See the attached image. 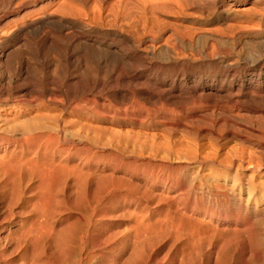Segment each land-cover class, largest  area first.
I'll return each instance as SVG.
<instances>
[{
    "label": "bare ground",
    "instance_id": "obj_1",
    "mask_svg": "<svg viewBox=\"0 0 264 264\" xmlns=\"http://www.w3.org/2000/svg\"><path fill=\"white\" fill-rule=\"evenodd\" d=\"M90 2L91 0H0V264H12L11 255L21 259L20 264H264L263 224L260 228L255 225L256 220H252L255 224L249 222V217H245L244 213L242 216L235 212L220 214L210 210L213 208L197 206L196 202L199 199L191 200L190 192L186 189L187 192L184 191L181 181H171L173 179L170 180L166 176L145 172H141L139 176L135 173L136 169L133 172L130 171L131 169L110 166L112 168L110 177L116 173H121L123 175L121 177H127L126 187L130 190L129 194H133L135 186L132 185H136L137 182L149 183L147 186L149 188H145L139 194L142 184H138L139 188L138 185L136 186L139 190L134 194L135 201L127 203V206L133 204L132 209L121 207L123 214L124 211L126 212V219L128 217V225L125 228L122 226V230L119 228L108 231L110 228L102 225L100 220L107 216L109 211L119 208L116 202L111 203L109 207L104 205L108 204V199L111 201L117 198L118 193L113 190L121 187L118 183L120 177H117V174L116 181L103 180L109 177L108 173H105L109 166L102 161L104 157L101 154L93 151V148L102 141L100 137L103 132L99 129L101 126L98 128L99 125L93 124V126L85 121L89 110L83 106L90 100L86 96L88 91H96V89L103 91L102 89L107 86L109 89L111 83L121 81L132 87L127 92L132 91L133 94L140 96L142 101L155 99L168 103L191 98L194 102L203 104L206 109L212 110V113L214 110L226 108L232 111L235 109L237 112L263 114L264 0H112L106 4L98 0ZM188 9H192L193 14H189ZM159 13H168L171 17L180 20L188 19L200 27H181L183 28L181 29L175 24L162 22L157 16ZM214 23L222 26H214L216 28L208 26L214 28L212 30L207 27V30L201 28V25ZM104 27L106 30L103 32H107L110 38H100L91 34V28L99 34L98 32L101 33L99 30ZM165 31H169L170 36L163 38ZM232 34H236L237 39L232 42L226 41L224 36ZM211 39L221 44L220 46L224 44L231 46L238 52L239 58L243 55L242 48L244 50L245 45L254 48V51H257L255 50L257 48L262 55L252 59L251 64H246L248 66L243 63L246 67H243L242 72H237L238 57L231 61L232 58L227 57L226 53L219 56L216 61L210 60L212 62L210 71L204 70L205 66L202 68L204 63L200 61L191 63L192 61L178 59L179 53L182 57L187 56L185 54L187 52L184 53L183 50L193 51L199 59H209V48L212 47H209L208 41ZM210 44L213 45V42ZM51 52H55L57 57L49 58ZM25 54L31 57H25ZM87 56L88 59H92L93 67L88 65ZM150 56L164 63L154 62L165 70L163 74H156L151 78L145 74L148 68H143L144 61ZM243 56L245 58V55ZM38 57H41L42 61ZM186 95L189 97L187 98ZM128 98L130 97L124 99L129 100ZM93 104L97 103L93 102ZM160 104L159 106L162 107ZM194 105L190 107L195 108ZM140 106L138 107L141 108ZM84 107L87 109L86 116H83V112H78ZM165 107L167 108V105ZM90 108L95 110L93 105ZM133 109L131 108L132 111ZM118 110L115 111L113 118L119 116H116V112L122 111ZM76 111L77 116L73 118V113ZM90 112L97 116L103 115ZM134 112L135 110L131 112L133 116L136 114ZM150 112L152 113V110ZM150 112L147 110V113ZM125 113L120 114L125 117ZM243 113L246 114L245 112L241 114ZM210 115L214 118L213 114ZM252 115L255 118L256 114ZM160 118L162 119L163 116ZM141 119L139 118L137 123L147 124ZM229 119L222 123H228ZM114 121L111 119V122ZM158 123L166 125L167 121ZM233 123L231 124L234 125ZM192 124L193 122L190 126ZM207 124L209 128L211 122ZM224 125L227 128L228 125ZM104 126L103 129L106 128ZM157 126H159L157 129H160L161 126ZM185 127L189 129L188 126ZM220 127L224 128L223 124L218 128ZM233 127L232 130L235 131ZM173 128L176 130L174 126ZM181 128L187 130L182 126ZM107 129L109 132V128ZM117 129L112 128L116 136L123 134ZM190 129L189 132L193 130ZM117 132H120L119 135ZM144 132L148 133L146 130ZM163 132L165 135L158 133L159 137H156L157 134H151L152 132L151 135L144 134V136H142L143 131L139 132L142 135L137 134L138 138L143 137L145 144L143 146L139 144L138 147L148 148L151 150L149 152L153 151L154 154L162 152L172 159L176 157L182 160L183 158L194 160L197 162V169L192 174L199 179H202L203 174L201 175L198 169L204 170L205 165L210 167L213 165L215 169L217 168L215 165H219L222 170L224 167L228 169L233 166L236 174H240L237 171L242 169L250 171L249 176H252L247 177L250 181L231 183V185L226 182V176L232 173L229 170L223 171V181L218 176L220 171L218 175L212 174L215 182L212 185L214 196L220 197L226 204L229 203L230 198H237L240 202L242 200L240 194L246 189L244 212L248 215L251 213L253 217L254 214L264 213V180L259 179L256 183L259 174L264 177V161L260 158V154L264 156V129L250 135L256 138L259 156H256L257 153L251 151L252 149H241L240 145L238 148V144H235L237 148H230L231 146L229 147L224 141L222 145L227 144L226 156H221L220 153L224 150L219 153L218 145L213 147L208 143L206 146L196 144L188 137L186 138L195 144H191L190 141L184 144L182 142L185 138L181 139V136L180 139L175 138L183 141L175 142L170 138L171 133L168 132L169 137L168 134L166 135V130ZM131 133L129 136L135 140L137 135L131 136ZM194 133L198 138V133ZM126 134L122 136L128 139L129 136ZM160 134L170 139L162 138ZM234 135L236 136V133ZM200 136L202 137V134ZM250 136H245L247 141L254 139ZM114 141H117L116 138ZM215 142L218 144L219 141ZM121 146L119 143V147ZM79 165L85 166L86 169L82 170L83 167L81 169ZM216 171L213 173H217ZM188 175L190 177L191 173ZM232 175L235 179V174ZM130 178L136 183L131 184ZM234 179L233 181L236 180ZM153 181H160V185L155 188ZM155 204L161 205L163 211L152 212L151 208ZM18 206L23 209L19 211L20 213L28 209L29 216L19 218L15 222L11 220L10 223H14L9 224L10 217L15 214L14 207ZM65 210L72 212L70 217L74 220L71 219L72 222L58 229L59 217L63 211L66 212ZM238 210L240 209H237V212ZM230 248L235 252L236 258L230 256L231 252L229 255Z\"/></svg>",
    "mask_w": 264,
    "mask_h": 264
},
{
    "label": "rangeland",
    "instance_id": "obj_2",
    "mask_svg": "<svg viewBox=\"0 0 264 264\" xmlns=\"http://www.w3.org/2000/svg\"><path fill=\"white\" fill-rule=\"evenodd\" d=\"M79 1V0H78ZM89 1V0H88ZM94 2L95 0H91V2ZM99 2H101V3H104V4H106V3H109V2H112V0H98ZM104 1V2H103ZM90 2V3H91ZM92 2V3H93ZM188 10H189V12H188ZM187 10V12L189 13V14H193V10L192 9H188ZM166 15H168V13L167 14H165V13H159L157 16H158V18L163 22H167V23H172V24H175L176 26H178L179 28H181V27H183V28H187V27H189V28H193V27H195V26H199L198 24H195V23H192V21H190V20H188V19H185V18H182L181 20H180V18L178 19V18H173V17H171L170 15H168V16H166ZM162 17V18H161ZM169 17V18H168ZM167 18V19H166ZM165 19V20H164ZM174 19V20H173ZM184 19V20H183ZM186 20V21H185ZM174 21V22H173ZM175 22H177V23H175ZM178 22H180V23H182V24H180V23H178ZM186 24V25H184V24ZM190 23V24H189ZM184 25V26H183ZM189 25V26H188ZM191 25V26H190ZM219 25V26H218ZM202 27L201 28H204V30L206 29L207 30V28L209 29V30H212V29H214V28H216V27H220V26H222V25H220V24H210V25H201ZM214 27V26H216V27H214V28H209V27ZM200 27V26H199ZM207 27V28H206ZM93 28V27H92ZM91 28V30H92V35H95V36H97V37H100V38H110L111 36L109 35V34H106L107 32H103V31H105L106 30V28L104 27V29H98L99 31H101V33L100 32H98L99 34H97V32H96V30H93ZM183 28H181V29H183ZM94 32V33H93ZM103 32V33H102ZM105 33V34H104ZM105 35V36H104ZM106 35H108V36H106ZM103 36V37H102ZM170 36V32L169 31H165V33H164V35H163V38H166V37H169ZM228 35H226V36H224V38L226 39V41L228 40V42H232V41H235L236 39H237V36H236V34H232L231 36L229 35L228 37H227ZM231 39V40H230ZM235 39V40H234ZM230 40V41H229ZM212 43L213 42V45L212 44H210V43ZM208 43H209V47H212V48H209V52H210V58L208 59H205V58H202V59H199L198 58V55H196L193 51H190V50H183V52L185 53V52H187V53H185L187 56H184V57H182L181 56V53H179V56H177L178 57V59L179 60H185V61H192L191 63H194V62H199L200 61V63L202 62V63H204V65L202 64V68H203V66H205L203 69L204 70H211V66H210V63H212L213 61H216L217 59H218V57L219 56H223V55H225V53H226V56L227 57H229V58H232V60L231 61H234V60H236L235 58H237L238 57V52L235 50V49H233L231 46H229V45H227V44H224V45H222V46H220L221 44H219L218 42H216V41H214V40H212L211 39V41L209 40L208 41ZM215 43H217V45L215 44ZM212 45V46H211ZM226 45V46H225ZM244 47V46H243ZM245 47H246V45H245ZM245 47H244V50H243V48H242V53H243V55H245V58H246V60H245V58H244V56L242 55L240 58L238 57L237 58V60L236 61H238L239 63H237V64H239V68H238V70H237V72H242V69H243V67H246V66H248L249 64H251V61H252V59H254L255 57H257V56H261L262 55V53H260V51L256 48L255 50H257V51H254V48L253 49H251V47L250 48H248L249 46H247L246 48H248L249 50H250V52H249V50L247 49H245ZM215 48H218V49H215ZM213 49H214V51H216V52H218V54L217 53H215L214 51H213ZM221 49H222V51H221ZM239 48H237V50H238ZM189 51V52H188ZM213 51V52H212ZM247 51V52H246ZM193 52V53H192ZM213 54H212V53ZM221 52V53H220ZM246 52V53H245ZM256 52V53H255ZM191 53V54H190ZM248 53H249V55H248ZM260 53V54H259ZM214 54H217V56L216 55H214ZM222 54V55H221ZM255 54V55H254ZM259 54V55H258ZM53 55H55V56H53ZM236 55V56H235ZM25 57H28V58H30L31 56H29V55H27L26 56V54L24 55ZM196 57L195 59H194V57ZM250 58H249V57ZM49 58H54V57H57V55L55 54V52H51V53H49V56H48ZM191 57H193V59L191 58ZM89 58V56H87V58H86V60H87V63H89L88 65L90 66L91 65V63H92V59L90 60V59H88ZM153 58V59H152ZM181 58V59H180ZM198 58V59H197ZM38 59H40V61H42L41 60V57H38ZM43 59V58H42ZM148 59V60H147ZM145 61H144V67L143 68H148V71H145V74L149 77V78H151V77H154L156 74H163L162 72L163 71H165L164 69H162V67H160V65H156L154 62L156 61V63L157 64H162L163 62L161 61V60H159V59H157L156 57H148ZM30 60V59H29ZM32 60V59H31ZM212 62H211V61ZM91 61V62H90ZM210 61V62H209ZM146 62H148V63H146ZM152 63V64H151ZM206 63V64H205ZM242 63V64H241ZM246 65V64H248V65H246V66H244V64ZM147 66H146V65ZM164 64V63H163ZM93 66H94V63L92 64ZM91 65V66H92ZM92 66V67H93ZM152 66H156L154 69L152 68ZM142 68V67H141ZM140 68V69H141ZM160 69V70H159ZM159 71V72H158ZM158 72V73H157ZM147 73H149V74H147ZM116 83H118L117 85H116ZM123 82H115V83H111V86H109L110 88L108 89V86L107 87H105V89H102L103 91H101V90H99V89H96V91L95 90H93V91H88L87 92V97L90 99V100H92V102H90V103H92V104H90L89 103V101H87L88 102V104L89 105H93L94 106V108H95V110L93 109V108H90L91 106H88V104L87 103H85V105H83V106H85L89 111H94L95 113H99L98 115H101V114H103V115H101V116H97V115H93L94 113L93 112H90L89 113V111H87L88 112V116H86V114H87V112L85 111V110H87L85 107L82 109V110H80V111H78V112H83V116H86V119H85V121H87L88 123H90V125H99L98 126V128L100 129V131L101 132H103L102 134L103 135H105V136H107V137H105V136H103V135H101V140L102 141H100V143H101V145H103V147H101V145H100V143H98L97 145H96V147H94L93 148V151L94 152H97V153H99V154H101L103 157H104V159H102V161H104L106 164H107V166H109V168L106 170L107 172H105L107 175H109L110 173H111V169L112 168H120V167H122V168H120V169H131L130 171H132L133 170V172H135V173H138V175L139 176H141V172H145V173H147V174H149V173H152L153 175H163V176H166V177H168L170 180L171 179H173V180H171V181H174V180H178V181H181V183H182V188L184 189V191H188V192H190V195H191V197H192V199L191 200H193V198L194 199H199V200H197L198 202H196V205L197 206H201V207H205V208H208V209H210V208H213V209H210V210H212V211H214V212H218V213H220V214H225V212L226 213H240L239 214V216H242V214L246 217H249L248 218V220H249V222H251V223H253V224H255V220L257 221L256 222V226H259L260 228H262L263 226H264V213H258L257 215H255L254 214V217L255 216H257V217H255V219H254V217H253V215L251 214H249L248 215V213L247 212H244V210H245V202H246V200H245V198H246V196H247V191H246V189L244 190V192L242 193V194H240L241 196H240V198H242V200H240V202H238L239 201V199H237V198H230V200H229V203H223L222 201H221V199H220V197H215L214 196V191H213V188H212V185H213V182H214V179H213V175H215V174H219L218 176H220V180L221 181H223V175H224V172H225V170L227 169V167L225 168H223V170L221 169L222 167L221 166H219V165H215V167H217L216 169L214 168V166L212 165V167H210L209 165H205L206 167H204L205 169L204 170H202V169H198L199 171H200V173H201V175H202V179L200 180L199 179V177L198 178H196V177H193V174L192 173H194L195 171H196V169H197V162H195L194 160L192 161H190L189 159H187V158H183V160H182V158H176V157H173V159L172 158H168L164 153H158V154H154V152L152 151V152H149V151H151L150 149L148 150V148H140L141 146H143V144H145V142H144V140L141 138L140 139V137L138 138V136L142 133V131H143V135L142 136H144V134L145 135H149L151 132V134H154V135H156L157 134V136L156 137H159V134L158 133H161L160 131L164 128V130H162V133H164V135H165V132H163V131H165L166 130V135L168 134V132H169V134L171 133L172 135H171V137H170V135L168 134V136L170 137V138H172L171 140L172 141H174L175 140V142L177 141V142H179L180 140V138L181 139H184V141L183 140H181V141H183L182 143H187L188 141H190V140H194V142L196 143V144H202V145H204V146H206V143H208L209 144V146H213V147H217V145H218V149H219V153H220V151H222V150H224V151H222L221 153H220V155L221 156H226L225 154H226V148H227V146H225V145H227L228 144V146L230 147V148H233V147H236L237 148V146H235V144L237 145L238 144V148H240L241 147V149L242 148H249L248 150H250V149H252L251 151H253L254 150V152H256L257 154H256V156H259V148L256 146V143H257V141H256V138H254V137H252V136H250V135H253V134H257L258 133V131L260 130V129H264V127H262V125L264 126V124L262 123V122H264V113L263 114H261V113H252V112H247V111H239V112H237L235 109H233V111L231 110V109H226V108H222L221 110L220 109H217V110H214L213 111V113H212V110H209V109H206L205 108V106H203V104H201L200 105V103H198V102H194L191 98H189V99H184V100H181L180 102H168V103H165V102H163L162 100L160 101V100H155V99H150V100H143L142 101V99L140 98V96H137V95H135V94H133L132 93V91H129V92H127V90H131L130 88H132V87H130L129 85H127V84H124L125 86H123V84H122ZM114 86H113V85ZM128 86V87H127ZM138 87H140V86H138ZM122 88H124V89H122ZM105 90V91H104ZM112 90V91H111ZM126 90V91H125ZM107 91H109L108 93H107ZM95 92V93H94ZM119 92V93H118ZM110 93V94H109ZM111 93H114L113 95H111ZM128 93V95H126V94ZM130 93H131V96H130ZM92 94H94L93 96H92ZM95 94H97V95H95ZM123 94H125V95H123ZM89 95V96H88ZM91 95V96H90ZM103 95V96H102ZM107 95V96H106ZM120 95H122V96H120ZM111 96V97H110ZM112 96H114V97H112ZM119 96V97H118ZM93 97V99H95V98H97V99H95V100H97V101H95V100H93V99H91V98ZM110 97V98H109ZM127 97H130V98H128L129 100H125L124 98H126L127 99ZM132 97H133V100H132ZM186 97L188 98L189 96H187L186 95ZM99 98V99H98ZM105 98V99H104ZM112 98V99H111ZM136 100H135V99ZM108 99H110V100H108ZM115 99V100H114ZM114 100V101H113ZM122 100V101H121ZM189 100H191L190 101V103H189ZM98 101H100L99 103H98ZM116 101V102H115ZM124 101V102H123ZM127 101H128V103H130V105H128V103H127ZM130 101V102H129ZM132 101V102H131ZM138 101V102H137ZM144 101H146V103L144 102ZM150 103H149V102ZM156 103V104H154V102ZM93 102H95V103H97V104H93ZM105 102V103H104ZM111 102V103H110ZM134 102V103H133ZM181 102H183V103H187V104H183V103H181ZM104 103V104H103ZM110 103V104H109ZM115 103H117V104H115ZM125 103H127V104H125ZM134 105H133V104ZM136 103V104H135ZM148 103H149V105H148ZM161 103V104H160ZM191 103H192V105H191ZM115 104V105H114ZM124 104V105H123ZM131 104H132V106H131ZM138 104V105H137ZM144 106H143V105ZM147 104V105H146ZM152 104V105H151ZM159 104L160 105H162V107L161 106H159ZM165 104V105H164ZM180 104V105H179ZM190 104V105H189ZM193 104H195L194 106H195V108H192L193 107ZM88 107H87V106ZM95 105H96V107H95ZM111 105H113V106H111ZM121 105H123V106H121ZM131 106V107H128V106ZM135 105H137L136 107H134ZM143 107H141V106ZM167 105V108L165 107ZM179 105V106H178ZM187 105L189 106V107H187ZM103 107L102 109L100 108V107ZM116 106V107H115ZM117 106H119V107H117ZM126 106H127V109H126ZM138 106H140L141 108H139ZM146 106V107H145ZM155 106V107H154ZM181 106V107H180ZM190 106H192V107H190ZM108 107H109V109H108ZM123 107V108H122ZM125 107V108H124ZM139 108V110H138V108ZM149 107H152V108H149ZM159 107H160V109H159ZM163 107H165V108H163ZM184 107H186V108H184ZM201 107H203V108H200ZM90 108V109H89ZM97 108V109H96ZM98 108H100V109H98ZM105 108V109H104ZM112 108H114V109H112ZM131 108L133 109V108H137V109H133V111L135 110V112L134 113H136L134 116H133V114L131 113V112H133L132 110H131ZM144 108H146L145 110H146V112L144 111ZM181 108V109H180ZM184 110H183V109ZM191 110H190V109ZM205 108V109H204ZM111 109V110H110ZM119 109V110H118ZM125 109H126V111H125ZM129 109V110H128ZM156 109V110H155ZM159 109V110H158ZM165 109V110H164ZM169 109V110H168ZM177 109V110H176ZM100 111V112H97V111ZM109 110H110V112L112 113L113 112V114H111V113H109ZM114 110V111H113ZM116 110H118V111H120V110H122L121 112H116V116H118V117H115V118H113V116H114V113H115V111ZM131 110V111H130ZM137 110V111H136ZM144 111V112H142V111ZM147 110L150 112L151 110H152V113L150 112V113H147ZM161 110H163V111H161ZM179 110H181L180 111V113H179ZM231 112H230V111ZM105 111H107V112H105ZM126 113H125V112ZM129 111V112H128ZM157 111V112H156ZM159 111V112H158ZM164 111H165V113H164ZM202 111V112H201ZM206 111V112H205ZM222 111V112H221ZM86 112V113H85ZM155 112V113H154ZM169 112H171L170 114H169ZM185 112H187V113H185ZM217 112V113H216ZM219 112V113H218ZM242 112H245L246 114H241ZM76 113H77V111L75 112V113H73V118H76ZM101 113V114H100ZM106 115H105V114ZM108 113H109V115H108ZM118 113V114H117ZM123 114L124 115V113H125V117H123V115H121V114ZM129 113V114H128ZM139 115H138V114ZM173 113V114H172ZM178 113V114H177ZM206 115H205V114ZM221 113H222V115H221ZM227 113V114H226ZM230 113H232L231 114V116H229V114ZM238 113V114H237ZM256 114L255 115V118H254V115H252V114ZM93 116H92V115ZM140 114H141V116H140ZM144 114H146V115H144ZM153 114L155 115V114H157V115H155V116H153ZM164 114V115H163ZM171 114H172V116H171ZM182 116H181V115ZM210 114H213L214 115V118L216 119V121L214 120V118L212 117V115H210ZM217 114L218 115H220V116H217ZM225 114H226V116H225ZM250 114H251V116H250ZM261 115V117H260V115ZM75 115V116H74ZM110 115H111V117H110ZM121 115V116H120ZM131 117H130V116ZM144 115V116H143ZM159 115H162L163 116V120L160 118V117H162V116H160L159 117ZM185 115H187V116H185ZM192 115H196L194 118L192 117ZM202 115V116H201ZM233 115V116H232ZM239 115V116H238ZM143 116V117H142ZM151 116V117H150ZM158 116V117H157ZM178 116V117H177ZM181 116V117H180ZM185 116V118L187 119H184L183 117ZM192 117V118H190V117ZM197 116H199V117H197ZM212 118H210V117ZM236 116H238L237 118H235ZM242 116V117H241ZM245 116V117H244ZM257 116V117H256ZM259 116V117H258ZM95 117V118H94ZM96 117H98V118H96ZM106 117V118H105ZM127 117L129 118L128 120H127ZM150 117V118H149ZM156 119H155V118ZM171 117V118H170ZM174 117V118H173ZM201 117V118H200ZM223 117H226V118H228L229 119V122L228 123H222V121L223 122H225L226 120L228 121V119H224ZM242 119H241V118ZM253 117V118H252ZM90 118V119H89ZM103 118V119H102ZM109 118H110V120H109ZM137 118V119H136ZM139 118L141 119V118H146L147 120H143V119H141V120H143L144 122H147V124L145 123H143L142 125L141 124H139V123H137V121L139 120ZM168 118V119H167ZM181 118H183L182 120H181ZM189 118V119H188ZM220 118V119H219ZM239 118V119H238ZM259 118V119H258ZM89 119V120H88ZM98 119V120H97ZM111 119L114 121V120H116V121H114V122H111ZM122 119H124V121H122ZM151 121H150V120ZM171 119H173V120H171ZM191 119V120H190ZM199 119V120H198ZM222 119H224V120H222ZM129 121V123L127 122V121ZM134 122H133V121ZM174 120L176 121V122H174ZM189 120H190V122H189ZM210 120H212V121H210ZM233 120V121H232ZM243 120V121H242ZM249 120H250V122H249ZM154 123H153V122ZM159 121H162V122H166L167 121V124L166 125H161V124H159L158 122ZM169 121V122H168ZM171 121V122H170ZM177 121H179L178 123H177ZM185 123H184V122ZM195 121H198V123L197 122H195ZM219 121H221L220 122V126H222V124H223V126H224V128H222V127H220V128H218L219 127V125H218V123H219ZM226 121V122H227ZM236 121V122H235ZM247 121V122H246ZM106 122V123H105ZM150 122V123H149ZM181 122V123H180ZM193 122V124H192V126H190L191 125V123ZM211 122V124H209V128H208V124L207 123H210ZM234 122V123H233ZM240 122V123H239ZM245 122V123H244ZM252 122V123H251ZM260 122H261V124H260ZM119 123V124H118ZM131 123V124H130ZM134 123V124H133ZM152 123V125L150 126V124ZM157 123V124H156ZM170 123H172V124H170ZM177 123V124H176ZM187 123V124H186ZM204 123V124H203ZM231 123H233L234 125H232ZM111 124V125H110ZM173 124H175V125H173ZM200 124V125H199ZM224 124H226V125H228L227 126V128H225L226 126L224 125ZM239 124V125H238ZM258 124H260V125H258ZM93 125V126H94ZM104 127H106L105 129H103L102 127L103 126ZM138 125H140V126H142V127H140V126H138ZM145 125H148V126H145ZM157 125H160L161 127H160V129H157V128H159V126H157ZM185 125L186 126H188L189 127V129L191 128H193V130H194V128H197V129H195L194 131L193 130H191L190 132H189V129L187 128V127H185ZM241 125V126H240ZM243 125V126H242ZM258 125V126H257ZM123 126V127H122ZM173 126L176 128V130H177V128H181V126L182 127H184V128H187V130L186 129H178V130H181V131H176V130H174V128H173ZM211 126H213V127H211ZM217 126V127H216ZM231 126V127H230ZM234 126V127H233ZM256 126V127H255ZM110 127H111V129H110ZM114 127V129L116 128H118L117 130L118 131H120V132H123V134L121 133V135L120 136H122V135H125L126 133V135L127 136H129L130 135V133H131V136H136L137 134H139V132H141L139 135H137L136 136V138H135V140H133V137L131 138L130 136L128 137V139H130V140H128L126 137H123L122 136V138H120V136H116V134H114V132H112V131H114V130H112V128ZM137 127V128H136ZM167 127V128H166ZM169 127V128H168ZM199 127H201L200 129H199ZM214 127H215V129H214ZM232 127H233V129L235 130V131H233L232 130ZM237 127V128H236ZM243 127V128H242ZM97 128V127H96ZM107 128H109V132H108V129ZM123 128H124V130H123ZM154 128V129H153ZM172 128V129H171ZM212 128V129H211ZM223 129V131H222V129ZM230 128V129H229ZM241 130H239V129ZM247 130H245V129ZM148 129V130H147ZM151 129V130H150ZM221 129V130H220ZM225 129V130H224ZM227 129V130H226ZM237 129V130H236ZM117 130H115V133H116V131ZM128 130V131H127ZM136 131V130H141V131H136V132H134V131ZM148 131V133L147 132H144V131ZM200 132H198V131ZM209 130H212L211 132L209 131ZM214 130V131H213ZM229 130H232V131H229ZM127 131V132H126ZM131 131V132H130ZM154 131H156V132H154ZM159 131V132H158ZM174 131H176V132H174ZM183 131H185V132H183ZM193 131V132H192ZM238 133H237V132ZM120 132H117L118 134L117 135H119V133ZM128 132H130L129 134H128ZM134 132V133H133ZM174 132V133H173ZM189 132V134H191V135H189V134H187ZM194 132H197L198 133V138H197V134H195ZM219 132V133H218ZM223 132V133H222ZM240 132H242V133H240ZM108 133V134H107ZM125 133V134H124ZM161 133V134H162ZM181 135H180V134ZM193 133H194V137H193ZM212 133V134H211ZM236 133V136L234 135ZM241 135H240V134ZM248 135H247V134ZM136 134V135H135ZM150 134V135H151ZM160 134V137H162V138H165V139H170L168 136V138L167 137H165L164 135H161ZM183 134V135H182ZM200 134H202V137L200 136ZM207 134H208V136L209 137H207ZM211 134V135H210ZM216 134V135H215ZM239 134V135H238ZM92 136H93V134H91ZM108 135H109V139H108ZM116 136V137H112V136ZM140 135V136H141ZM174 135V136H173ZM176 135H178V136H176ZM212 135H213V137L214 138H212ZM215 135V136H214ZM219 136L218 138L216 137V136ZM222 135V136H221ZM164 136V137H163ZM181 136V137H180ZM224 136H226V137H228V139H225L226 137H224ZM239 136V137H238ZM244 138H243V137ZM245 136H250L251 138H254L252 141H251V139H249L248 141L246 140V138H245ZM112 137V138H111ZM117 137L118 138H120V139H122V141L120 140V139H117ZM175 137H180L179 139L178 138H175ZM186 137H188V138H186ZM111 138V139H110ZM116 138V140L117 141H114V139ZM161 138V139H162ZM196 138V139H195ZM209 138V139H208ZM215 138H217V140L215 139ZM220 138V139H219ZM223 138V139H222ZM229 138H230V140H229ZM125 139H127V140H125ZM139 139V140H138ZM159 139V138H158ZM178 139V140H177ZM187 139V140H186ZM213 139H215V140H213ZM233 139V140H232ZM236 139V140H235ZM244 140L243 141V143L242 142H240V141H242V140ZM105 140V141H104ZM108 140V141H107ZM118 140H120V141H118ZM141 140H142V142H141ZM163 140V139H162ZM226 140H227V142H226ZM229 140V141H228ZM110 141H112L111 142V145H110ZM134 141V142H133ZM180 141V142H181ZM192 141H190V143L192 144H195L194 142H192ZM208 141V142H207ZM215 141H219L218 142V144L215 142ZM225 143H227V144H225L224 146H225V148H224V146L222 145V144H224V142ZM256 141V142H255ZM103 142V143H102ZM109 144H108V143ZM125 142H126V144H125ZM199 142V143H198ZM201 142V143H200ZM229 142V143H228ZM238 142V143H237ZM105 143V144H104ZM113 143V144H112ZM119 143L122 145L121 147H119ZM189 143V144H190ZM220 143V144H219ZM108 144V145H107ZM116 144H118V145H116ZM134 146H133V145ZM141 145L140 147H138V145ZM190 144V145H191ZM212 144V145H211ZM213 144H215V145H213ZM232 144V145H231ZM245 144V145H244ZM246 144H248V146L246 145ZM113 145L115 146V147H113ZM123 145H125L126 147H124ZM234 145V146H233ZM239 145H240V147H239ZM105 146H107V147H105ZM109 146V147H108ZM222 146H223V148H222ZM247 146V147H246ZM118 147V148H117ZM134 148V149H132V148ZM220 147V148H219ZM251 147V148H250ZM109 148V149H108ZM124 148V149H123ZM140 148V149H139ZM128 149H129V151H128ZM130 150H131V152H130ZM256 150V151H255ZM127 151V154H125V152ZM110 152V153H109ZM112 152V153H111ZM140 153V154H139ZM136 154V155H135ZM161 154H163L164 155V158H163V155H161ZM115 155H117V157H115ZM120 155H122V156H120ZM149 155H150V157H149ZM160 155V156H159ZM129 157V158H128ZM118 158V159H117ZM124 158H125V160H124ZM132 158V159H131ZM143 158V159H142ZM260 158L264 161V156L263 155H261L260 154ZM130 159V160H129ZM140 159H141V161H140ZM177 159V160H176ZM139 160V161H138ZM145 160V161H144ZM149 160H151L150 162H149ZM160 160V161H159ZM164 162V163H163ZM225 162H227V161H225ZM224 162V163H225ZM171 164L170 166H169V164ZM181 163V164H180ZM178 164H180V165H178ZM190 166H189V165ZM193 164V165H192ZM112 168H111V167ZM79 168H81L82 169V167H83V169L82 170H85L86 169V167L85 166H81V165H79L78 166ZM191 167V168H190ZM195 167V168H194ZM193 168V169H192ZM209 168V169H208ZM210 168H212L214 171H216L217 173H213L214 171L212 170V169H210ZM136 169V170H135ZM135 170V171H134ZM147 170V171H146ZM206 170V171H205ZM209 170L211 171V172H209ZM227 170H229L230 172H232V173H229L227 176H226V182H227V184L228 185H231V183H240V182H245L246 180L247 181H250V179L248 180L247 179V177L249 176V174L251 173L250 171H246L245 169H242V170H239V171H237V173H240V174H236L235 172V168L233 167V166H230V167H228V169ZM231 170H233V171H231ZM218 171H220L219 173H218ZM224 171V172H223ZM228 171V172H229ZM235 171V172H234ZM166 172V173H165ZM189 172V173H188ZM191 173V175H190V177H189V175L188 174H190ZM210 173H211V175H210ZM221 173H223V174H221ZM235 174L234 176H235V179H236V177L238 176V175H240V176H238V178L235 180L234 178H233V175L232 174ZM120 175V176H118V175ZM213 174V175H212ZM116 175H117V177H120L119 178V180H118V183H120L121 184V187H119V189H116L115 191L113 190V192H117L118 193V196H117V198L116 199H114V200H109L108 199V204L107 205H104V207H109L110 205H111V203H113V202H116L115 204H117L118 205V207L119 208H116V209H114L113 211H109L108 213H107V216H105L104 218H102L101 220H100V222L102 221V225H104L105 227H107L108 226V231H112V230H118L119 228H121V230H122V226H124L123 228H125L127 225H128V223H129V220H128V217H127V219H126V217L125 216H127V215H125L126 214V212L124 211V214H123V209H121V207L123 206L124 208L125 207H127V208H130V209H132L131 207H133V204H131V205H129V206H127V203H128V201H135V199H136V197L134 196V194H136L138 191L137 190H141V191H139V194L145 189V188H149V187H147L148 186V184H143L142 182H135V180H133V179H131L130 181H131V184H133L134 182L136 183V185L135 184H133L132 186H135V189H134V191L132 192L133 194L131 195V194H129L128 193V191H130L129 190V188L128 187H126L127 186V183H128V179H127V177H121V176H123L121 173H116ZM116 175L114 174V175H112L111 177H110V175H109V177L107 176V177H105V179H103V180H108L107 182H109L110 180H117V177H116ZM185 175V176H184ZM204 175H205V177H204ZM222 175V176H221ZM138 176V177H139ZM244 176H245V178H244ZM250 176H252V175H250ZM249 176V177H250ZM259 176L260 177H258L257 176V182L256 183H258V180L260 179V180H264V177L261 175V174H259ZM174 177V178H173ZM108 178V179H107ZM176 178V179H175ZM210 178V179H209ZM242 179L241 181H239L238 179ZM251 178V177H250ZM212 179V180H211ZM233 179L235 180V181H233ZM194 180V181H193ZM207 180H208V182H207ZM219 180V181H220ZM129 181V182H130ZM184 181H185V183H184ZM246 181V182H247ZM230 182V183H229ZM153 183H154V187L156 188V187H158L159 185H160V181H153ZM187 183H189V184H187ZM215 183V182H214ZM138 184H142V185H140V187L141 188H139V185ZM184 184V185H183ZM200 184V185H199ZM138 185V188H136V186ZM192 185V186H191ZM186 186V187H185ZM188 186V187H187ZM201 186V187H200ZM189 188V189H188ZM194 188V189H193ZM203 188V189H202ZM186 189V190H185ZM193 189V190H192ZM211 190V191H210ZM186 191V192H187ZM213 191V192H212ZM208 193V194H207ZM27 194H29V193H27ZM195 195V196H194ZM197 197V198H196ZM233 200V201H232ZM234 200H236V201H234ZM199 201H200V203H199ZM242 202V203H241ZM124 203V204H123ZM126 203V204H125ZM220 203V204H219ZM234 203H236V204H234ZM125 205V206H124ZM226 205V206H225ZM229 205V206H228ZM243 207H242V206ZM228 206V207H227ZM240 207V208H239ZM15 208H16V210H15ZM17 208H20L19 206L18 207H14V213L15 214H13V216H11L10 217V219H9V224H13L16 220H18L19 218H28L27 216H29V215H27L28 214V212H27V210H25L24 209V211L22 212V213H20L19 211H21V209L22 208H20V210L18 209L17 210ZM215 209V210H214ZM237 209H240V210H238V212H237ZM243 209V210H242ZM23 210V209H22ZM163 211V207L161 206V205H158V204H155V206L153 207V208H151V211L152 212H154V211ZM243 212H242V211ZM18 211V212H17ZM66 211V210H65ZM68 211V212H67ZM66 212H64L63 211V213H61V215H60V217H59V222L57 223V226H59V227H57L58 229L59 228H63L64 226H66L67 225V223H70V221H71V219H72V221L74 220L73 219V217H70V214L72 213L70 210H67ZM120 213H119V212ZM240 211V212H239ZM24 212H25V214H24ZM112 212H114V213H112ZM17 213H20V214H17ZM69 215H68V214ZM112 213V214H111ZM117 213L122 217V218H119L120 216L119 215H117ZM65 214V215H64ZM67 214V215H66ZM109 214V215H108ZM111 214V215H110ZM122 214H123V216H122ZM245 214H247V215H245ZM261 214L263 215V216H261ZM115 217H114V216ZM116 215L118 216V217H116ZM151 215H153V214H151ZM153 216H156L155 214L153 215ZM18 217V218H17ZM114 217V218H113ZM125 217V218H124ZM256 218H259V219H256ZM64 219H66V221L64 220ZM14 220V222L13 223H10V222H12V221ZM27 220V219H26ZM63 220L65 221V222H63ZM107 220V221H106ZM252 220H254V221H252ZM71 221V222H72ZM125 221V222H124ZM104 222V223H103ZM61 224V226H60V224ZM63 223V224H62ZM110 223V224H109ZM7 224V223H6ZM126 224V225H125ZM263 224V226H261ZM110 225V226H109ZM63 226V227H62ZM117 228V229H116ZM120 231V230H119ZM113 232H118V231H113ZM229 247V246H228ZM231 247V246H230ZM230 251H229V255H230V252L232 253L230 256L232 257V258H236V254H235V252H233V249H229ZM233 254H235V255H233ZM15 256V257H14ZM12 259V260H11ZM18 259V260H17ZM10 260H11V262H12V264H20L21 263V259H19L16 255H11V257H10ZM17 261V262H16Z\"/></svg>",
    "mask_w": 264,
    "mask_h": 264
}]
</instances>
